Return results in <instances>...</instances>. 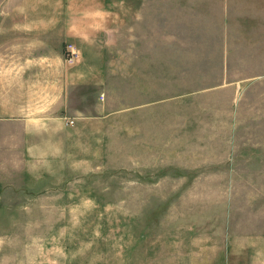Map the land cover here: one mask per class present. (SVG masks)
Wrapping results in <instances>:
<instances>
[{
    "label": "rangeland",
    "instance_id": "1",
    "mask_svg": "<svg viewBox=\"0 0 264 264\" xmlns=\"http://www.w3.org/2000/svg\"><path fill=\"white\" fill-rule=\"evenodd\" d=\"M85 16L109 43L108 113L82 130L75 179L11 195L49 209L20 211L35 224L8 227L6 249L22 264H149L153 228L198 217L253 236L264 264V0H0L1 33Z\"/></svg>",
    "mask_w": 264,
    "mask_h": 264
},
{
    "label": "crops",
    "instance_id": "2",
    "mask_svg": "<svg viewBox=\"0 0 264 264\" xmlns=\"http://www.w3.org/2000/svg\"><path fill=\"white\" fill-rule=\"evenodd\" d=\"M85 18L55 31L22 22L0 32V264H22L13 245L6 249L5 242L17 239L8 227L35 223L18 213L49 209L11 195L48 193L65 177L70 182L72 172L75 179L77 156L87 145L82 130L108 113L109 43L100 21L95 31L92 16ZM68 41L79 47L72 65L63 53ZM164 226L152 229L149 264H261L253 236L232 233L226 223L192 217Z\"/></svg>",
    "mask_w": 264,
    "mask_h": 264
},
{
    "label": "built area",
    "instance_id": "3",
    "mask_svg": "<svg viewBox=\"0 0 264 264\" xmlns=\"http://www.w3.org/2000/svg\"><path fill=\"white\" fill-rule=\"evenodd\" d=\"M78 56H79V53H78L77 48H75L74 45L69 44L66 49V60L69 63H73L77 60ZM68 123L72 124L73 120L68 121Z\"/></svg>",
    "mask_w": 264,
    "mask_h": 264
}]
</instances>
